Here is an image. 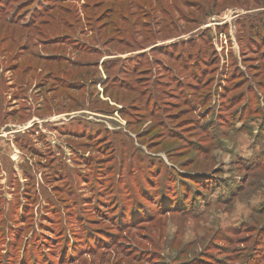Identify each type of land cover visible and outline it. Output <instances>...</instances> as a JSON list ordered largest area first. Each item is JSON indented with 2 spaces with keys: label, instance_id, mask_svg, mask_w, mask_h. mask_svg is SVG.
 Instances as JSON below:
<instances>
[{
  "label": "rangeland",
  "instance_id": "374dc122",
  "mask_svg": "<svg viewBox=\"0 0 264 264\" xmlns=\"http://www.w3.org/2000/svg\"><path fill=\"white\" fill-rule=\"evenodd\" d=\"M0 264H264V0H0Z\"/></svg>",
  "mask_w": 264,
  "mask_h": 264
},
{
  "label": "trees",
  "instance_id": "16d2710c",
  "mask_svg": "<svg viewBox=\"0 0 264 264\" xmlns=\"http://www.w3.org/2000/svg\"><path fill=\"white\" fill-rule=\"evenodd\" d=\"M41 57H42V59H44V61L47 62V64H49V66H51L52 64L57 65L56 69H57L58 73L60 71V73L62 75L56 77L55 79L62 81L61 82L62 85H65L66 82H68L67 80H65L68 77L71 79H78L79 78V80H85V81L90 80V81L96 82L97 77H95L94 75H91V73H90L91 68H94V70H95L98 67V63H96V62H94V63L84 62V61H82V59H79V58L75 59V58H71L70 56H67L65 58L66 60H62L64 57L61 58L62 57L61 55H43ZM41 57H37V58L41 59ZM58 60H61V61H58ZM62 63H64L65 65H63ZM79 69H81L83 71V73L81 75L74 73V71L79 70ZM14 71H16V70H14ZM69 82L68 83H69L71 89H79V88L83 89V88H85L82 86V85H84V81H81V82L69 81ZM78 83H79V85H78ZM81 83H83V84H81ZM92 84L94 85L93 82H92ZM71 89H69V90H71ZM70 96L73 97L72 95H70Z\"/></svg>",
  "mask_w": 264,
  "mask_h": 264
}]
</instances>
